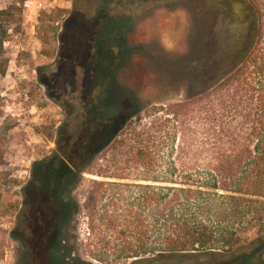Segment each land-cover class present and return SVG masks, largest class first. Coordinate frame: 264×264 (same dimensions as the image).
<instances>
[{"label": "trees", "instance_id": "obj_1", "mask_svg": "<svg viewBox=\"0 0 264 264\" xmlns=\"http://www.w3.org/2000/svg\"><path fill=\"white\" fill-rule=\"evenodd\" d=\"M224 3L226 46L197 61L185 99L162 105L153 123L117 74L131 56L127 33L161 0H74L65 31L68 52L92 70L89 105L78 160L58 152L34 165L31 217L45 264H94L65 251L64 235L95 157L82 206L97 264H264V0ZM6 34L0 20V76Z\"/></svg>", "mask_w": 264, "mask_h": 264}, {"label": "rangeland", "instance_id": "obj_2", "mask_svg": "<svg viewBox=\"0 0 264 264\" xmlns=\"http://www.w3.org/2000/svg\"><path fill=\"white\" fill-rule=\"evenodd\" d=\"M24 1L0 0V11L13 8L0 17L7 30L5 41L10 42L3 51L11 58L16 54L15 67L0 76V172L9 174L7 183L0 175V264L47 263L45 247L35 245L39 231L31 217V187L38 171L34 165L58 152L65 162L78 160L80 123L89 105L87 72L92 70L68 52L65 24L74 0H54L34 23L26 20ZM39 1L48 6L53 0ZM224 12V0H161L149 17L129 30L131 56L117 81L137 96L142 120L148 117L146 122L156 123L162 105L182 102L195 83L197 61L207 59L215 45L226 46L230 27ZM90 34L79 33L87 38ZM98 164L95 157L73 189L79 210L64 235L65 251L94 264L86 255L94 242L88 240L82 205Z\"/></svg>", "mask_w": 264, "mask_h": 264}, {"label": "built area", "instance_id": "obj_3", "mask_svg": "<svg viewBox=\"0 0 264 264\" xmlns=\"http://www.w3.org/2000/svg\"><path fill=\"white\" fill-rule=\"evenodd\" d=\"M55 1L53 0L51 3H49L48 6H46L44 3H42L41 1L39 0H25L22 4V8H23V12H24V15L26 17V20L27 22H30V23H34L36 22V16L38 15V13L40 11H43L46 9V7H52V4H54ZM31 34H33V29H34V25L32 24L31 27ZM10 33V31H9ZM9 41H6L4 43V48L7 49V45H9ZM8 56V69L11 68V67H15V57H16V54H14L11 58L9 56V54L7 55Z\"/></svg>", "mask_w": 264, "mask_h": 264}, {"label": "flooded vegetation", "instance_id": "obj_4", "mask_svg": "<svg viewBox=\"0 0 264 264\" xmlns=\"http://www.w3.org/2000/svg\"><path fill=\"white\" fill-rule=\"evenodd\" d=\"M50 226H49V223L46 225V229H48Z\"/></svg>", "mask_w": 264, "mask_h": 264}]
</instances>
